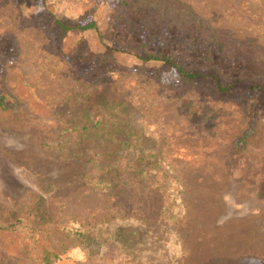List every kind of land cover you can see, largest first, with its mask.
I'll list each match as a JSON object with an SVG mask.
<instances>
[{"label": "rangeland", "instance_id": "obj_1", "mask_svg": "<svg viewBox=\"0 0 264 264\" xmlns=\"http://www.w3.org/2000/svg\"><path fill=\"white\" fill-rule=\"evenodd\" d=\"M189 16L206 38L188 37ZM176 34L193 41L181 49ZM1 94L13 104L0 111V223L12 228L0 264H36L38 218L92 238L57 231L55 264H264V0H0ZM117 106L182 186L172 235L155 221L160 194L135 180L112 195L89 188L81 161L63 159L71 125ZM107 223L117 233L102 237Z\"/></svg>", "mask_w": 264, "mask_h": 264}, {"label": "trees", "instance_id": "obj_2", "mask_svg": "<svg viewBox=\"0 0 264 264\" xmlns=\"http://www.w3.org/2000/svg\"><path fill=\"white\" fill-rule=\"evenodd\" d=\"M176 17L178 15L174 16V18ZM184 20L187 21V26L185 25L183 30L188 29L186 31L188 37H193V40L207 37L206 30L202 27L201 22H194L191 16ZM193 23L195 25L191 27ZM57 26L65 31L72 29L58 22ZM78 29L96 30L92 22L78 27ZM173 36L177 38L178 46L181 49L186 47L182 44L183 40H191L177 34ZM144 59L161 61L173 66L180 79L187 83L193 82L199 77L196 73L185 71L179 64L175 63L174 58L166 55L145 54ZM207 77L215 83L219 92H225L232 88V85H226L222 88L215 82L214 76ZM11 102L10 99L5 100V97L1 94L0 111L5 110ZM117 107V109L112 110L111 114H105L103 119L101 118V120L91 125H71L69 131H67V136L71 137L72 135L74 138L70 142V149L66 147L65 143L62 144L66 147L60 149L65 153L63 159L81 161L83 172L80 180L83 185L89 188L105 190L106 193L112 195L118 192L116 189H119V187L124 188L131 180H135L136 185L142 190L148 189L160 194V206L158 211L155 212V221L157 220V224L161 225L164 232L172 235L173 227L176 225L178 218H181L184 213L181 199L182 186L173 177L168 165L159 153H156L150 146L148 139L144 137L142 129L138 126L139 124H129V120L121 114L120 106ZM108 120L111 123H108ZM124 213L127 216L133 212L130 210ZM124 219L131 220L133 217L128 216ZM41 220V218H38L37 221H32L35 223L32 229L36 233L32 238V245L34 249H37L36 253H33L36 264H55L65 253V248L60 246L64 241L54 238L57 231L65 239H71L79 245L88 246L92 240L90 235H86V230L82 231L80 226L79 228L63 226L55 229L54 226L49 225L42 228L47 223L43 224L40 222ZM150 221L144 223L151 224ZM105 227L107 230L102 237H110L112 233H117L116 230L108 228V223ZM11 229V224L0 223L1 231H10ZM52 230L54 232L49 233ZM118 232L136 235L141 231L139 228L128 231L119 227ZM124 246L126 247V245Z\"/></svg>", "mask_w": 264, "mask_h": 264}]
</instances>
